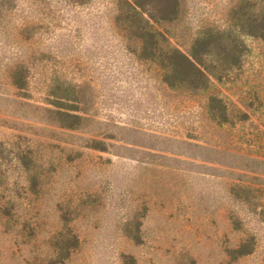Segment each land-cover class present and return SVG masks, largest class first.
Listing matches in <instances>:
<instances>
[{
	"label": "rangeland",
	"instance_id": "rangeland-1",
	"mask_svg": "<svg viewBox=\"0 0 264 264\" xmlns=\"http://www.w3.org/2000/svg\"><path fill=\"white\" fill-rule=\"evenodd\" d=\"M126 4L0 0V264H264V38L234 14L264 0L144 14L185 53L208 30L244 44L224 70L213 45L197 91L139 57Z\"/></svg>",
	"mask_w": 264,
	"mask_h": 264
},
{
	"label": "trees",
	"instance_id": "trees-1",
	"mask_svg": "<svg viewBox=\"0 0 264 264\" xmlns=\"http://www.w3.org/2000/svg\"><path fill=\"white\" fill-rule=\"evenodd\" d=\"M125 2L127 3V14L121 12V9L120 12L122 15L128 16L131 24L129 32L133 39L140 43L139 57L156 61L163 69V81L169 87H183L193 91L207 89L211 82L210 75H216V72H213L207 64V59L212 54L211 47L213 45L217 49L222 70L239 63L244 44L238 37L232 36L231 31L208 30L203 37L197 38L190 51L185 53L173 45L163 32L152 29L144 14L157 21L172 22L178 18L180 0H162L159 4L150 6H147L149 4L142 0H135L133 4L126 0ZM234 14L238 18L241 34L264 38V8L258 11L253 10L250 17H245L248 13L246 6H242L240 9H236ZM210 107L227 121L228 108L221 104L220 99L212 96ZM61 115L82 119L80 116L68 112H61ZM71 125L69 127H72ZM250 252L251 249H248L246 244L235 250L238 256Z\"/></svg>",
	"mask_w": 264,
	"mask_h": 264
}]
</instances>
